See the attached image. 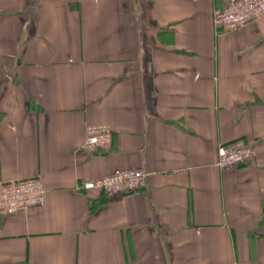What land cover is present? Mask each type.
<instances>
[{
    "label": "crops",
    "instance_id": "0c3cea01",
    "mask_svg": "<svg viewBox=\"0 0 264 264\" xmlns=\"http://www.w3.org/2000/svg\"><path fill=\"white\" fill-rule=\"evenodd\" d=\"M210 0H0V264H264V16L224 32ZM110 145L83 149L87 126ZM251 145L220 170L218 148ZM141 169L142 190H83Z\"/></svg>",
    "mask_w": 264,
    "mask_h": 264
},
{
    "label": "built area",
    "instance_id": "2783aa9c",
    "mask_svg": "<svg viewBox=\"0 0 264 264\" xmlns=\"http://www.w3.org/2000/svg\"><path fill=\"white\" fill-rule=\"evenodd\" d=\"M223 3L213 11V25L224 32L243 29L247 24L264 16V0H210ZM112 142V133L105 125L87 126L83 149L94 151ZM254 155L251 145L240 142L221 145L218 148L217 167L228 170L249 162ZM146 174L141 169L116 171L104 178L85 182L83 190H98L107 195H127L142 190ZM46 191L39 179H27L5 184L0 190V214L16 215L29 208L41 206Z\"/></svg>",
    "mask_w": 264,
    "mask_h": 264
}]
</instances>
